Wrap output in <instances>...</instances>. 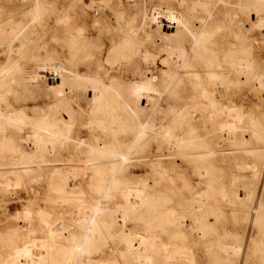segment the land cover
Masks as SVG:
<instances>
[{"label": "rangeland", "instance_id": "rangeland-1", "mask_svg": "<svg viewBox=\"0 0 264 264\" xmlns=\"http://www.w3.org/2000/svg\"><path fill=\"white\" fill-rule=\"evenodd\" d=\"M262 22L264 0H0V72L9 60L18 66L0 82V105L17 115L9 130L0 133V243L9 233L40 237L49 223L59 232L75 222L79 204L76 199L63 201L51 190L53 173L67 165L88 168L110 158L115 147L123 148L132 138V124L146 119V137L132 151L134 161L114 174L102 207L121 203L122 191L143 185L146 207L131 218L127 232L151 234L164 248L175 247L174 256L184 253L193 264H264L262 177L254 203L235 200L233 192L243 196L238 184L242 181L231 187L237 176L249 180L255 166L264 172V159L246 151L262 147L261 137L241 130L220 132L209 108L204 114L197 111L191 122L179 113L198 96L197 82L207 84L212 72L225 80L216 89L218 106L236 105L264 123ZM176 42L187 49V56L174 76L159 59ZM243 63L248 67L237 76L235 70ZM62 78L72 79L74 85L68 107L59 112L72 118L71 140L66 146L57 143L44 166L38 167L25 144L53 102L50 82ZM209 86L211 93L214 89ZM102 114L112 122L111 131L92 124ZM166 130L195 136L194 141L208 148L194 151L214 154L199 160L182 157L175 146L166 144ZM20 167L29 169L21 188H5L2 174ZM110 178V173L99 176L88 168L79 179L82 198L94 203ZM185 197L202 199L209 207L188 231L192 234L180 237L174 233L187 232L162 211L181 212L189 225L194 216L182 210ZM259 201L263 215L253 225L250 207ZM109 243L119 249V262L128 264L119 257L124 248L120 237L112 236ZM235 245L241 246L240 251L227 254L225 248Z\"/></svg>", "mask_w": 264, "mask_h": 264}, {"label": "bare ground", "instance_id": "bare-ground-1", "mask_svg": "<svg viewBox=\"0 0 264 264\" xmlns=\"http://www.w3.org/2000/svg\"><path fill=\"white\" fill-rule=\"evenodd\" d=\"M260 24L264 26L263 22ZM243 31H245V29ZM243 31V37H245L246 31ZM242 33L239 34V37ZM6 40L7 39H5V41ZM245 41L246 39L243 42ZM1 45L2 44H0V46ZM10 47L8 48L10 49ZM0 48L2 49V47ZM194 48H196V46ZM9 49L7 50L9 51ZM186 56L187 49L182 43L176 42L170 44L166 49H164V53L159 61L161 62V66H163L164 70L172 72L174 73V76H177L179 74V70L183 66V61ZM233 61L230 63L232 66L235 65ZM17 67L16 62L9 60L5 68H3L0 72V82L11 77ZM246 67H248L246 63L240 64V67H238L240 70H235L237 76L238 74H242ZM206 80L207 84L205 85L197 82V91L199 92L198 96H194L191 99L190 104L185 105V108L179 111V113L191 122L195 120L194 115L197 111L204 114L207 111V108H209L211 120L217 124V129L220 132L241 130L260 136L262 147L247 149L246 151L255 153L257 156L264 159V123L249 118L244 114L241 107L236 105L229 107L218 106L215 103L216 100L214 101V97L216 93H218L216 92V89L220 86L222 87L225 80L219 74H214L212 72L208 73V79ZM71 81L72 79L70 78H62L53 79L50 82L52 93L51 98L53 99V102L50 104L51 106H48V111L46 110L47 112H45L40 118V124L28 133L27 139L30 143L26 140L28 141V144L25 142V145L29 146L32 151V157L35 158V162L38 167L44 166L43 164L46 162L47 154L55 151V145L57 143H60L62 146H66L71 140V114L68 116L70 117L69 119H65L60 116L59 113L62 108L66 106L68 107V94H70L69 92H72V87L74 88V85H71ZM209 84L214 87L209 86L212 87V90L214 89L211 93L206 88ZM2 99L3 98L0 97V103ZM201 100H205L208 105ZM1 105L0 133H3L7 129L9 130V126L14 123L17 115L9 113ZM63 111H61V113ZM92 124H95L94 127L97 130L111 131L112 122L103 114L97 116L96 121H93ZM132 126V138L123 148L115 147V153L113 156L102 162L88 166L89 169H94L95 175L102 176L107 173L111 174L110 180L106 182L102 189V194L95 199V202L90 203L89 201H86L87 199L85 200L82 198V188L79 179L84 178L88 169L87 167L75 169L67 165L66 168L57 169L53 173L51 190L59 199L63 201L72 199L77 200L79 204V215L77 220L70 223L67 227L62 226L59 232L57 230L55 231L53 225L49 223L44 230L45 232L40 237L36 235L37 233H9V235L4 238L3 243H0V264H121L117 254L119 249L116 245L109 243L110 238L116 235L120 237V242L124 244V248H122L119 252V257L128 264H193V259L185 256L184 253L183 255L180 254L174 256L173 250L175 247L169 246V248H164L158 239L152 237L151 234L144 235L138 232H127L126 227L131 218L136 216L141 209L146 207L148 193L143 185L135 188H127L122 191L120 196H122L123 201L121 203H114V205L108 208L102 207L101 205V199L107 197L109 194L108 185L110 182L114 181V174L122 166L132 163V151L140 147V144L146 137V119L141 120V122L136 121L132 124ZM165 133L164 140L166 141L168 147L175 146L178 149V153L181 154L182 157L199 160L202 157H209L214 154V151L212 150H205L202 152L194 151L196 149L208 148L205 143L197 140L199 139L198 137L196 138L197 141H194L195 136L183 137L181 134L174 135L170 130H166ZM1 136L2 135H0V137ZM11 140L12 138L9 139V141ZM1 142L2 141H0V146L3 145V142ZM96 148H99V144ZM155 165L160 169V171L165 170L163 164L156 163ZM27 170H29L27 167L7 169V171L2 174V185H4L7 189H17L18 186L21 188V184L23 183V178L25 177ZM237 177L233 179L231 187L234 188L236 183L242 181V185L240 182L238 184L243 187V196L240 198L237 196V192H233L232 194L235 200L240 202L251 201V203H254L257 196L256 190L260 177H262L261 185L264 188V172H262L259 167L255 166L254 173L250 176L249 180L243 181L241 178ZM214 178L215 177H211V181L214 180ZM239 185L238 187H240ZM242 187L240 188L242 189ZM185 200L186 201L183 204L184 209H182L183 212L186 209L190 213L189 216H194V218H191L192 220H190L191 222L189 225L185 223L183 217L181 216L182 214L179 215L181 212L178 214L169 208H166L167 211L166 209L162 211L163 213H168L174 218L175 226L177 228H182L187 232L174 233V235H178L180 237L192 234L191 232L188 233V231H191V229L193 230L194 226H196L195 223H199V218H202V215L207 212L209 207L208 202L198 199L197 197H185ZM261 206L262 203L259 201V203L255 205L253 204L250 207V211H252L251 222L253 225L256 222L261 221L263 215ZM186 218L189 219L187 216ZM262 223L264 225V220ZM112 231H114V233ZM116 231H120L122 233H115ZM240 249V245H235L225 248V251L227 254L234 255L238 253Z\"/></svg>", "mask_w": 264, "mask_h": 264}]
</instances>
